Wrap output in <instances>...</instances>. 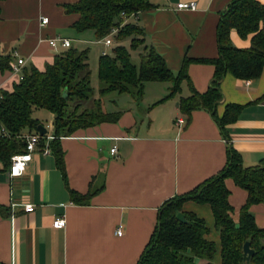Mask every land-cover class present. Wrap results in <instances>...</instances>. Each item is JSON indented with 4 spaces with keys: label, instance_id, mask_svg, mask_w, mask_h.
<instances>
[{
    "label": "crops",
    "instance_id": "0c3cea01",
    "mask_svg": "<svg viewBox=\"0 0 264 264\" xmlns=\"http://www.w3.org/2000/svg\"><path fill=\"white\" fill-rule=\"evenodd\" d=\"M77 1L0 0V55L9 56V62L23 58L22 69L43 70L67 49L61 41L51 46L52 38H67L79 50L105 45L93 31L78 33L73 28L79 15L67 13L64 5ZM230 1L150 0L152 6L140 11L134 21L142 28L146 44L174 74L184 58L191 59L180 91L164 99L169 82H146L142 101H125L116 122L60 137L64 172L51 149L47 155L35 152L18 177H10L0 163V264H137L156 228L160 207L221 170L229 146L245 166L264 159V67L257 79L230 73L222 78L217 115L222 116L228 103L242 106L224 133L210 112L194 110L187 119L178 107L180 97L193 90L205 92L211 84L214 65L206 60L218 56L217 25ZM180 2H194L195 8H178ZM42 16L48 17L46 24H41ZM251 35L241 37L234 28L229 33L240 48L250 46ZM114 42L104 47H113ZM138 49L137 61L131 54L136 65L143 50ZM98 52L99 57L105 54ZM92 57L91 61L88 55L90 81L94 70L98 77L99 61ZM20 76L11 69L0 71V89L12 90ZM92 99L87 103L92 104ZM50 116L48 127L53 131V113ZM177 118L183 119L181 125L175 123ZM225 183L237 223L247 191L231 178ZM90 190L94 193L87 199L71 196V192L85 195ZM26 204L33 208L26 210ZM182 210L204 219L207 238L216 244L214 264H220V238L210 206L187 200ZM250 211L256 225L264 228V204H252ZM59 216L65 225L55 228L53 220Z\"/></svg>",
    "mask_w": 264,
    "mask_h": 264
},
{
    "label": "trees",
    "instance_id": "16d2710c",
    "mask_svg": "<svg viewBox=\"0 0 264 264\" xmlns=\"http://www.w3.org/2000/svg\"><path fill=\"white\" fill-rule=\"evenodd\" d=\"M151 6L150 0H78L64 5L67 13L79 15L73 24L78 33L91 30L96 38L101 39L113 27L123 23L114 36L112 54L99 57V97L92 99L87 49L79 50L70 45L64 52L56 54L53 62L43 70L23 68L22 76L12 90L0 89V125L9 133L8 136L0 135V163L4 168H9L13 154L24 149L25 144L17 135L37 131L40 122L32 115L35 109H45L54 115V137L49 146L57 166L64 172L60 137L80 128L119 119L122 110L108 111L104 107L103 99L107 94L126 93L139 104L144 96L145 83L149 81L170 83L164 99L180 91L181 82L188 79L187 66L191 59L184 58L180 70L174 74L152 46L144 45L139 53V64L132 62L130 50L138 49L145 42L143 30L134 20L140 11ZM263 22L264 3L258 0L230 1L217 25L218 56L206 60L214 65L210 86L205 92L193 90L190 95L179 99V110L187 119L194 110L208 111L223 133L226 125L237 119L242 108L239 104H226L221 117L216 113L222 100L220 83L226 73L240 79L260 76L264 67ZM233 28L241 37L252 34L250 46L240 48L231 42L229 33ZM137 34L143 37L139 39ZM128 38L129 47L123 43ZM9 60V56L0 55V71L10 69ZM65 90L67 97L63 94ZM91 99V106H84ZM74 101L77 103L72 107ZM227 178L247 191L237 223L232 218L233 207L228 199L230 190L225 183ZM92 193V190L85 195L71 192V196L75 200L87 199ZM187 200L210 206L220 238V264H247L243 261L246 241L254 249L248 264H264V228L256 225L250 211L252 204H264V159L256 165L245 166L232 146L227 149L226 163L221 170L160 207L156 228L137 264H214L216 244L207 238L209 228L204 219L182 210V203ZM178 212L184 214L185 222L176 217Z\"/></svg>",
    "mask_w": 264,
    "mask_h": 264
},
{
    "label": "built area",
    "instance_id": "2783aa9c",
    "mask_svg": "<svg viewBox=\"0 0 264 264\" xmlns=\"http://www.w3.org/2000/svg\"><path fill=\"white\" fill-rule=\"evenodd\" d=\"M178 8H186V9H194L195 3L194 2H180L177 4ZM41 24H46L48 22V17L42 16L40 18ZM123 25V23L121 24ZM113 27L108 34H106L102 38V42L105 45H111L114 42V36L116 35L119 27ZM57 41H61L62 46L68 48L71 45L69 39L57 36L49 40V44L51 46H55ZM23 58H17L16 61L10 62V69L13 72L19 73L22 76V66L24 64ZM20 76V78H21ZM1 98V95H0ZM183 122L182 118H177L175 123L177 125H181ZM50 128H46L45 134H40L38 131H25L17 137L23 140L25 146L22 152H18L13 154L10 157V165L8 168V174L10 177H18L24 173V170L28 166L29 162L32 160L33 154L35 152H41L44 155L50 154V146L49 142L53 139V133L50 131ZM0 135L1 136H8L9 133L6 131L3 125H0ZM43 143V144H42ZM111 152H115V147L111 148ZM26 210H31L33 208L32 204H26L24 206ZM55 228H61L65 225V219L62 216H59L53 220L52 224ZM120 233V231L118 232Z\"/></svg>",
    "mask_w": 264,
    "mask_h": 264
},
{
    "label": "rangeland",
    "instance_id": "374dc122",
    "mask_svg": "<svg viewBox=\"0 0 264 264\" xmlns=\"http://www.w3.org/2000/svg\"><path fill=\"white\" fill-rule=\"evenodd\" d=\"M138 38L141 39L143 36L141 34H137ZM124 44L127 45V47H129L130 45V41L129 39L128 40H124L123 41ZM144 45H147L146 42H144L139 48H142ZM105 45L103 44H98V45H92V46H88L87 48V51H88V55H90V59L92 61V55H96L97 56V62L99 61V52L98 51H104V53L106 54H109L111 55L112 54V46H107V47H104ZM73 47V46H72ZM138 51L139 49H136V50H132L131 51V54L133 55V60L134 61H137L136 59L138 58ZM91 87L93 89V96L97 95L99 96L98 94V87H99V81H98V77L96 75V71L94 70L92 75H91ZM130 96L126 93H117V92H113V93H110V94H107L104 99H103V104H104V107L105 109H112V108H115L116 110H120L121 109V106L124 105L125 101L127 100H130ZM75 103H77V101H74L72 103V107L75 105ZM90 103H87L85 102L84 103V106L86 107H90L88 105ZM83 109L80 108L79 111H81ZM33 117L37 118L38 121L42 124H44V126L46 128H49L48 125L50 124V121H51V116H50V112L45 110V109H35L32 113Z\"/></svg>",
    "mask_w": 264,
    "mask_h": 264
},
{
    "label": "water",
    "instance_id": "95a60500",
    "mask_svg": "<svg viewBox=\"0 0 264 264\" xmlns=\"http://www.w3.org/2000/svg\"><path fill=\"white\" fill-rule=\"evenodd\" d=\"M64 96L67 97L68 96V92L67 90H65L63 92ZM37 131L40 133V134H45L46 132V127L43 125V124H38L37 127H36ZM176 217L185 222V219H184V214L182 212H178L176 214ZM254 254V249L250 247V242L249 241H246L244 244H243V261L246 262L247 264L249 263L250 261V258L251 256Z\"/></svg>",
    "mask_w": 264,
    "mask_h": 264
}]
</instances>
